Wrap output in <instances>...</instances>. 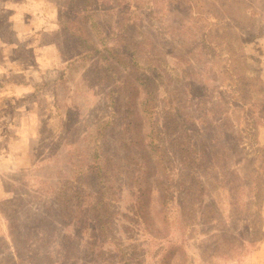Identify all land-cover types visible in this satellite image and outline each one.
<instances>
[{"label":"rangeland","instance_id":"obj_1","mask_svg":"<svg viewBox=\"0 0 264 264\" xmlns=\"http://www.w3.org/2000/svg\"><path fill=\"white\" fill-rule=\"evenodd\" d=\"M67 1L0 0V264H102L66 203L82 189L107 191L103 261L158 264L173 246L186 258L171 264H264V0L132 1L157 93L142 125L167 173L165 231L135 215L132 133L113 112L125 101L110 109L114 77L61 33ZM96 2L103 35L112 18Z\"/></svg>","mask_w":264,"mask_h":264},{"label":"trees","instance_id":"obj_2","mask_svg":"<svg viewBox=\"0 0 264 264\" xmlns=\"http://www.w3.org/2000/svg\"><path fill=\"white\" fill-rule=\"evenodd\" d=\"M132 1L97 0L96 3L100 5L102 11L111 15L112 18V25L108 28V33L102 35V31L96 34L93 30L96 27L95 23L90 24L92 0H68L62 10L59 29L62 34L67 35L76 42L80 49V60L90 62L94 67L105 69L114 77L113 88L108 94L109 107L113 110L112 106L116 102L125 101L121 103V110L124 109L125 116H123L120 109L113 110V112L115 114L121 113L118 117H124L126 121H124V124L127 127L124 129L127 130L128 135L132 133L127 137V142L130 153L134 149L133 164L137 167L138 172L135 178L136 188H133L131 193L135 215L141 219L146 228L155 227V218L159 217L158 221L159 219L161 221L160 228L165 231L169 223L166 212H164L168 209V196H166L168 194L165 190L167 173L156 152V147L152 145L148 130H144L142 125L144 117L147 120V114H151L150 104L154 94L157 93H155L156 89H153L154 80L140 72L145 67L143 68V63L138 61L143 55L145 61H147V58L140 23H137V20L139 21L136 14L137 9L133 8ZM138 37L140 41L137 40ZM240 79L242 78L240 77ZM242 81L245 82L244 79ZM142 89L145 96L141 97L139 101L137 97H139V92ZM244 89H246V86ZM240 103L244 106L245 111L246 109H252V105L247 106L243 102ZM262 110H264L263 103L258 111L261 112ZM259 114L257 121L253 119V125L255 123L264 125V118L260 117ZM118 119L108 120L106 124L117 122ZM106 128L108 126L103 127V129ZM102 140L104 142L108 141L106 137ZM125 158L131 160V155L126 154ZM96 171V175L100 177L99 170ZM86 181L88 182V179ZM154 188L158 195V203L151 199ZM105 193H107L106 190L93 192L82 189V191H74V196L70 194L65 199L67 204L68 201L71 204V220L75 228L87 234L93 255L102 264L105 262L113 264L114 262L111 260L103 261V255L109 253L104 248L109 229V204L105 198ZM152 202L155 208L152 207ZM153 229L156 233H160L159 228ZM174 256L183 261L186 258L185 252L181 248L172 246L165 251L158 264H171Z\"/></svg>","mask_w":264,"mask_h":264},{"label":"crops","instance_id":"obj_3","mask_svg":"<svg viewBox=\"0 0 264 264\" xmlns=\"http://www.w3.org/2000/svg\"><path fill=\"white\" fill-rule=\"evenodd\" d=\"M263 20H264V17H263ZM260 122H261V121H260ZM259 128H264V125H260V124H259ZM262 243H264V240H263Z\"/></svg>","mask_w":264,"mask_h":264}]
</instances>
